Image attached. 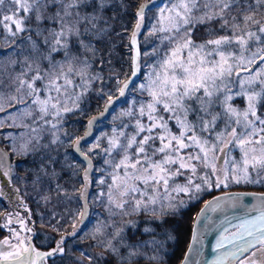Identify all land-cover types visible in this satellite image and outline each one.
<instances>
[{
	"label": "snow or ice",
	"instance_id": "1",
	"mask_svg": "<svg viewBox=\"0 0 264 264\" xmlns=\"http://www.w3.org/2000/svg\"><path fill=\"white\" fill-rule=\"evenodd\" d=\"M0 30V198L5 184L15 196L14 210L0 212L9 233L0 238V264L63 258L67 239L88 224L99 251L82 250L77 264H164L166 240L175 238L166 218L184 197L264 187V0H0ZM125 35L128 72L112 61L113 38ZM120 98L127 107L85 151L82 142ZM93 99L105 103L88 117ZM75 115L87 117L83 136L67 131ZM65 145L82 161L69 162L67 150L61 160ZM12 155L31 156V166L17 174ZM81 172L79 187L69 186ZM33 193L37 207L52 209L41 227L59 235L48 251L33 244L25 202ZM245 196L259 204L246 206L233 231L224 229L211 264H264V193L204 201L191 239L200 242L207 211ZM193 243L180 264L199 255Z\"/></svg>",
	"mask_w": 264,
	"mask_h": 264
},
{
	"label": "trees",
	"instance_id": "2",
	"mask_svg": "<svg viewBox=\"0 0 264 264\" xmlns=\"http://www.w3.org/2000/svg\"><path fill=\"white\" fill-rule=\"evenodd\" d=\"M129 2L135 4L137 0H129ZM152 11H155V9L153 8ZM134 13H135V8L133 7L130 9L129 15L125 17V19L128 20L129 22L128 24L129 28H131L134 23V19H133ZM151 14L152 12H149V16H151ZM113 39L116 43V52L114 53L112 58L113 65L117 70L123 68L125 72H128V59L130 55L127 49L128 37L127 35H125L123 39H118L115 37ZM104 75L105 76L109 75V71L107 67L105 68ZM104 103L105 100L93 99L91 102L90 110L88 111V117H91L92 115H99V112L103 110ZM86 125H87V117L75 115L69 117V120L66 124V128L67 131L74 136H83ZM110 125H111V121L104 126L96 127L93 130L92 133L93 136L91 142L95 140V137L103 133V128H106L105 129L106 131ZM82 146H86V145L82 144ZM63 148H65L68 152L69 162L76 163L82 161L81 158L78 157V154H76L68 145H65ZM60 152H61V160H62L64 152L62 150H60ZM13 157L15 158L13 161V165L17 169L18 174H23V171L29 166H31L33 161V158L31 156L25 158L15 155ZM102 163L103 161L100 157H94L93 159L94 167H99L102 165ZM59 168L60 165H58L57 170H59ZM63 175L65 180H69V174L67 172L63 173ZM93 175L96 176L99 174L93 173ZM81 177H82V172L80 176L71 178L69 186L72 183H75L77 187H79V181ZM232 190H252V191L264 192V187H261L259 185H244V184L232 185L227 189L213 190L210 194L205 193L202 195V197L199 200L196 201H188L187 197H184L186 201L185 205L180 207L176 211L175 215H170L166 218L167 223L164 225V227L167 228L175 238L172 240H166L165 247L167 250V254L164 256V264H178L181 261L189 242L191 226L194 217L198 209L204 203V201H206L207 199H209L210 197L216 194L226 191H232ZM94 191H95L94 187L90 188V192H94ZM26 203L28 204L29 208L32 211V221L35 223V228L37 233L34 236L33 244L40 251H48L50 250L51 247L55 246V240H58L59 238V235L51 232L50 229L46 227H41V224L47 221L48 214L51 212V206L46 207L41 203L40 206L37 207V204L35 203L34 193L32 194V197L30 199L26 200ZM73 204L74 206H76L75 203ZM12 209H14V205L12 204V201L7 195L0 198V212L7 213ZM100 211L101 210L99 209V207L90 209L91 217L93 220L95 219L96 214H98ZM41 216L45 217L44 221L41 220ZM2 223H4L3 216H0V224ZM88 227L89 229H84V231H82L78 237L76 238L69 237L67 239L65 245L67 251H66V255L63 258L61 257L47 258L46 264H53V259L55 260V264H77V261L80 258V252L82 250L93 254L98 252L99 249L90 247L92 241L88 238V233L91 231L92 225L88 224ZM6 235H7L6 229L5 228L0 229V238H3ZM52 236H54L55 239L49 241L47 237H52Z\"/></svg>",
	"mask_w": 264,
	"mask_h": 264
},
{
	"label": "water",
	"instance_id": "3",
	"mask_svg": "<svg viewBox=\"0 0 264 264\" xmlns=\"http://www.w3.org/2000/svg\"><path fill=\"white\" fill-rule=\"evenodd\" d=\"M230 193H264L260 191H252V190H232L226 191ZM222 192L216 195H222ZM214 195V196H216ZM213 197V196H212ZM210 197L207 200L212 199ZM259 201L253 196H245L242 200L235 202V206L233 202L229 201L228 203L222 205L220 208H217L215 211L209 210L205 213L206 219L201 217V225L199 226V231L201 233V238L199 243H193L192 237V226L195 222V217L200 212L202 206L198 209L192 226L191 233L188 245L186 247L185 252L188 250V246L190 243H193L194 251L199 250V255H193L192 264H211V262L215 259L217 252H214L213 249L217 243V240L220 238L221 234L224 232L225 228H229L232 225L241 221L242 218L245 217V213L247 212L246 206L258 205ZM255 213H250L249 215H254ZM184 252V254H185ZM183 254V256H184ZM183 259V257H182ZM181 259V260H182ZM180 264V262L178 263Z\"/></svg>",
	"mask_w": 264,
	"mask_h": 264
},
{
	"label": "rangeland",
	"instance_id": "4",
	"mask_svg": "<svg viewBox=\"0 0 264 264\" xmlns=\"http://www.w3.org/2000/svg\"><path fill=\"white\" fill-rule=\"evenodd\" d=\"M156 3H157V4H160V3H161V0H156ZM1 31H2V30H1ZM137 83H139V81H137ZM125 99H126V98H120L118 101L115 102V104H114V106H113V109H110V113H111V114H105V116L99 118V120L97 121L95 127L92 129V133H93V130H94L96 127L104 126V125H106L108 122L112 121V115L118 113V112L121 110L122 107H127V103H126V100H125ZM127 99H128V100L131 99V95H130V94L127 96ZM97 116H99V115H97ZM111 126H112V124L109 126V128H108L106 131H105L106 128H103V133H104V132H107L108 130H110ZM92 136H93V134H92L90 137H88L87 140H86L85 142H82L83 145H84V144L86 145V146H82L84 149H87V148L91 145V143L95 142V140H94L93 142H91V141H92ZM6 150H7V149H6ZM60 150H62L63 152H65L66 149H65V148H61ZM85 151H86V150H85ZM13 156H15V155H12V156H11V162H12V163H13V161H14V159H15ZM78 157H79V156H78ZM80 158H81V157H80ZM81 160H82V158H81ZM73 163H74V162H73ZM84 166H86V165H83V164L81 165V167H84ZM56 167H58V165H57ZM14 171L17 172V169H16L15 167H14ZM17 174H18V173H17ZM3 192L5 193V195H7V196L10 198V200L12 201V204L15 205V196H14V194H13L12 191H11V186L5 184L4 187H3ZM25 202H26V201H25ZM67 207H69V208H75L76 206H74V204H72V205H67ZM13 210H14V209H12L11 211H13ZM51 210H52V209H51ZM65 210H66V209H65L64 207H61V208L59 209V211H61V213H63ZM19 211H20L21 215H25V216H26V213L24 212V210H23L22 208H20ZM239 223H240V222H238V223H236V224H239ZM236 224H234V225H236ZM234 225H232L231 227L228 228L229 231H233V230H234V228H233ZM29 226H32V225L29 224ZM65 226L68 227V225H65ZM13 227H18V225H13ZM5 229H6V231H7V235H9V233H8V229H7V228H5ZM85 229H89V227L87 226V228H85ZM68 230H69V231L71 230L70 227H69ZM7 235H6V236H7ZM58 239H59V238H58ZM42 252H43V251H42Z\"/></svg>",
	"mask_w": 264,
	"mask_h": 264
}]
</instances>
